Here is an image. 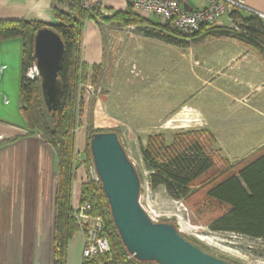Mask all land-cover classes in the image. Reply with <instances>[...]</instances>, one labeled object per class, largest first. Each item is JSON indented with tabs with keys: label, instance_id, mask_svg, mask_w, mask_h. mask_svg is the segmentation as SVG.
Masks as SVG:
<instances>
[{
	"label": "rangeland",
	"instance_id": "obj_1",
	"mask_svg": "<svg viewBox=\"0 0 264 264\" xmlns=\"http://www.w3.org/2000/svg\"><path fill=\"white\" fill-rule=\"evenodd\" d=\"M100 26L105 46L104 62L87 71L80 68L77 79L76 171L83 165L87 177L93 179L95 176L93 162H87L84 155L90 128L117 132L141 180L140 205L154 223L175 224L187 239L231 263L264 264V240L215 233L209 229L208 224L228 209L206 200L203 189L204 184L209 186L211 178L218 174L234 167L235 171L230 174L238 172L242 162L264 150V145L241 160H228L220 148L222 146L207 131L202 116L190 110L176 116L185 107L196 108L211 129H223L228 140L233 139L232 143L249 139V135L242 131L244 129L238 128L246 123L243 118L248 117L244 107L238 101L225 100L223 77L208 71L218 67L210 44L228 40L196 44L180 35L176 36L181 39L177 40L179 46H174L144 39L137 34L138 27L132 32L130 27L122 28L117 23H101ZM33 75L39 77L35 72ZM11 88L14 91V86ZM234 88L238 89L237 85ZM17 100L7 115L12 120L16 118L19 127H26L23 115V124H19L20 90ZM211 139L214 143H210ZM200 140L209 143L206 146L216 161L217 171L195 184L192 191L196 196L187 203L173 200L163 186L152 189L151 171L145 163V155L163 164L175 152H181L190 143ZM232 147L226 146V151ZM188 154H195L191 147Z\"/></svg>",
	"mask_w": 264,
	"mask_h": 264
},
{
	"label": "trees",
	"instance_id": "obj_2",
	"mask_svg": "<svg viewBox=\"0 0 264 264\" xmlns=\"http://www.w3.org/2000/svg\"><path fill=\"white\" fill-rule=\"evenodd\" d=\"M51 1L56 21L54 25L26 22L1 23L0 41L20 38L24 43L20 85L21 110L28 132L38 134L52 145L58 158L54 264H66L68 243L77 232L82 230L73 216L72 205L73 184L77 181V166L74 160L78 129L77 79L80 68L87 71L89 68L98 67L88 66L80 61L84 22L91 20L100 25L117 23L122 28L138 27L139 36L174 46H179L177 40L181 39L176 36L182 34L163 28L157 22L138 17L134 13L135 0H126L128 5L126 12H119L112 18L103 17L101 5L86 10L82 6V0ZM58 5L65 6L68 12L58 9ZM243 14L245 13L236 12L232 15L243 21L239 33L227 28H205L189 40H194L196 44L209 43L216 39L235 40L255 52L264 61V24L255 15ZM45 28L56 32L65 45L64 63L59 73L62 96L52 114L47 112L43 103L40 79L31 80L27 77L28 71L36 62L35 36L39 30ZM96 133L110 132L97 131L93 128L88 130L89 140L84 155L89 163L92 162L90 140ZM113 133L119 137L117 132ZM211 140L210 143H214V140ZM206 145L209 143L194 141L181 152H175L163 164L145 155V163L151 171L149 176L151 188L163 186L173 200L190 202L196 196L192 191L195 184L217 171L216 161ZM190 147L195 153L194 156L188 154ZM80 162L84 164L82 160ZM241 165L238 172L230 174L236 169L233 166L232 170L211 178L209 186L204 184L205 199L228 209L226 213L210 222L208 227L215 233H232L253 240H264V150L249 156ZM85 203L91 204V215L101 217L102 235L108 238L111 251L95 259H84L82 264H152L138 262L128 254L112 222L102 186L94 178H89L82 185L80 204Z\"/></svg>",
	"mask_w": 264,
	"mask_h": 264
},
{
	"label": "crops",
	"instance_id": "obj_3",
	"mask_svg": "<svg viewBox=\"0 0 264 264\" xmlns=\"http://www.w3.org/2000/svg\"><path fill=\"white\" fill-rule=\"evenodd\" d=\"M243 1L246 7L264 14V0ZM101 7L103 17L112 18L126 12L128 5L126 0H104ZM184 7L203 9L207 4L192 0ZM57 8L68 12L65 6ZM149 21L157 22L153 18ZM11 22L54 25L52 1L0 0V24ZM100 28L95 21L84 22L80 61L91 67L101 66L105 59ZM23 45L20 38L0 41V264H54L58 158L52 145L38 134H30L27 127H19V121L7 115L11 105L18 102ZM210 45L218 67L208 71L223 77L225 100L238 101L244 107L248 117L238 128L244 129L249 139L232 143L223 129H211L196 108L185 107L176 116L189 110L202 116L225 158L241 160L264 145V61L235 40ZM21 109L20 103L19 124H23ZM226 146L233 147L226 151ZM82 167L76 171L72 205L80 203L82 185L89 179ZM83 260V233L79 231L68 243L66 264H82Z\"/></svg>",
	"mask_w": 264,
	"mask_h": 264
},
{
	"label": "water",
	"instance_id": "obj_4",
	"mask_svg": "<svg viewBox=\"0 0 264 264\" xmlns=\"http://www.w3.org/2000/svg\"><path fill=\"white\" fill-rule=\"evenodd\" d=\"M65 45L52 29L37 32L35 66L43 103L49 114L62 96L59 73ZM90 150L95 174L110 208L111 219L128 254L141 263L234 264L182 235L173 223H154L140 205L141 180L116 133H96Z\"/></svg>",
	"mask_w": 264,
	"mask_h": 264
},
{
	"label": "built area",
	"instance_id": "obj_5",
	"mask_svg": "<svg viewBox=\"0 0 264 264\" xmlns=\"http://www.w3.org/2000/svg\"><path fill=\"white\" fill-rule=\"evenodd\" d=\"M103 1L82 0V6L86 10H91L102 5ZM191 1L135 0L133 2L134 13L143 20L156 19L161 27L180 33L188 39H192L205 28H227L239 33L243 21L232 16L236 12L255 15L264 24V14L246 7L243 0H203L207 4V7L203 9L185 8L184 5ZM224 20L228 25L224 24ZM130 29L132 32L135 31V27H130ZM34 72L38 77L35 64L30 68L27 77L31 80L35 79ZM94 179L98 181L96 174ZM91 212L92 206L89 203L73 205V216L83 225L81 230L83 233V258L87 260L106 255L111 251L108 238L102 235L103 221L101 217L93 216Z\"/></svg>",
	"mask_w": 264,
	"mask_h": 264
},
{
	"label": "bare ground",
	"instance_id": "obj_6",
	"mask_svg": "<svg viewBox=\"0 0 264 264\" xmlns=\"http://www.w3.org/2000/svg\"><path fill=\"white\" fill-rule=\"evenodd\" d=\"M181 115H182V114H181ZM181 117H182V116H181ZM184 119H185V118H184ZM180 122H181V121H180ZM175 123H176V122H175ZM178 123H179V122H178ZM186 124H187V123H186ZM186 124H185V125H186ZM182 127H183V126H182Z\"/></svg>",
	"mask_w": 264,
	"mask_h": 264
}]
</instances>
